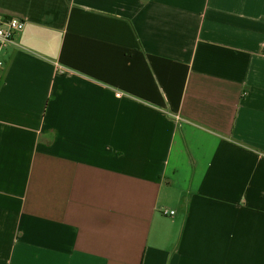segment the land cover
Returning a JSON list of instances; mask_svg holds the SVG:
<instances>
[{
  "label": "crops",
  "instance_id": "0c3cea01",
  "mask_svg": "<svg viewBox=\"0 0 264 264\" xmlns=\"http://www.w3.org/2000/svg\"><path fill=\"white\" fill-rule=\"evenodd\" d=\"M0 17V264H264V0Z\"/></svg>",
  "mask_w": 264,
  "mask_h": 264
},
{
  "label": "built area",
  "instance_id": "2783aa9c",
  "mask_svg": "<svg viewBox=\"0 0 264 264\" xmlns=\"http://www.w3.org/2000/svg\"><path fill=\"white\" fill-rule=\"evenodd\" d=\"M24 28V20L17 17H0V54L1 51L9 44L13 42L14 36L16 33L22 31ZM264 55V49H263ZM3 67V62L0 57V71ZM2 82V77L0 74V84ZM121 93H117L116 97H120ZM163 214L173 215V212L167 213L166 211Z\"/></svg>",
  "mask_w": 264,
  "mask_h": 264
}]
</instances>
